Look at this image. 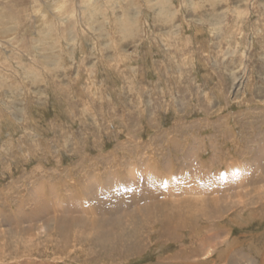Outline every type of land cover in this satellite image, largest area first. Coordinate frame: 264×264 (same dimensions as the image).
<instances>
[{
  "label": "rangeland",
  "instance_id": "obj_1",
  "mask_svg": "<svg viewBox=\"0 0 264 264\" xmlns=\"http://www.w3.org/2000/svg\"><path fill=\"white\" fill-rule=\"evenodd\" d=\"M0 264H264V0H0Z\"/></svg>",
  "mask_w": 264,
  "mask_h": 264
},
{
  "label": "bare ground",
  "instance_id": "obj_2",
  "mask_svg": "<svg viewBox=\"0 0 264 264\" xmlns=\"http://www.w3.org/2000/svg\"><path fill=\"white\" fill-rule=\"evenodd\" d=\"M47 8H48V7H47ZM45 10H46V7H45ZM13 12H14V11H9L8 14H13ZM43 14H44V16H43ZM46 14H47V13H46L45 11L42 10L41 13H40V16H42V17H46ZM56 16H57V15H56ZM38 17H39V16H38ZM35 19H37V18H35Z\"/></svg>",
  "mask_w": 264,
  "mask_h": 264
}]
</instances>
